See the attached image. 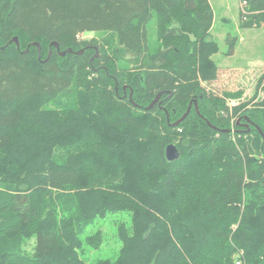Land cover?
I'll list each match as a JSON object with an SVG mask.
<instances>
[{
	"label": "trees",
	"instance_id": "1",
	"mask_svg": "<svg viewBox=\"0 0 264 264\" xmlns=\"http://www.w3.org/2000/svg\"><path fill=\"white\" fill-rule=\"evenodd\" d=\"M243 1L244 26L264 20ZM214 21L210 0H0V264H264V98L234 129L201 84ZM116 212L133 225L118 255L88 261V228Z\"/></svg>",
	"mask_w": 264,
	"mask_h": 264
},
{
	"label": "rangeland",
	"instance_id": "2",
	"mask_svg": "<svg viewBox=\"0 0 264 264\" xmlns=\"http://www.w3.org/2000/svg\"><path fill=\"white\" fill-rule=\"evenodd\" d=\"M215 12L212 37L218 41L220 51L213 55L219 69L218 76L212 81H201L208 92H214L227 102L228 110L222 109L221 114L231 116L232 128L235 127L234 108L246 104L253 108L264 98V20L257 22L253 27L244 26L246 18V6L243 0H210ZM149 33L152 41H156V20L149 24ZM228 34L230 38H237L235 50L228 54L229 44L226 41ZM105 34L95 31H85L78 35V40H87L103 43ZM126 61V60H124ZM133 67V63L120 61V66ZM225 92L232 93V97L225 96ZM60 102L69 103L67 94ZM258 108V107H257ZM264 108V107H263ZM233 115V116H232ZM235 138V136H234ZM125 224L129 230L132 228V217L128 212L110 213L105 218H99L88 228L90 235L98 231L102 232L103 242L99 249L89 247L86 258L90 262L99 259H114L122 247L120 239V226ZM35 239L32 238L24 245L27 254H32ZM237 256L241 255L238 253Z\"/></svg>",
	"mask_w": 264,
	"mask_h": 264
},
{
	"label": "water",
	"instance_id": "3",
	"mask_svg": "<svg viewBox=\"0 0 264 264\" xmlns=\"http://www.w3.org/2000/svg\"><path fill=\"white\" fill-rule=\"evenodd\" d=\"M11 42H15L17 44L18 48H20L19 38L17 36L14 37L11 40ZM35 44L38 46L39 52H41V48H40L39 44L38 43H35ZM54 45L58 48V50H60V47H59L58 43H54ZM29 48H30V46L27 47L26 52L29 51ZM68 52H73V49L61 51V55L65 56ZM83 52H84V50H81V52H79V53H83ZM39 57H40V54H39ZM132 95H133V93L131 92V95H130L131 98H132ZM160 96H161V94H159L153 100V102L148 106V108L153 107L158 102ZM195 104H196V110L199 113V108H198L197 102ZM191 108H192V104L189 105V108L186 111V113L180 119H178L175 123H173V125H175V126L179 125L188 116V114L191 111ZM209 124L212 125L210 122H209ZM180 155H181V153H180L178 147L175 144H170V145L167 146V148H166V156H167V159L169 161L178 160L180 158Z\"/></svg>",
	"mask_w": 264,
	"mask_h": 264
},
{
	"label": "flooded vegetation",
	"instance_id": "4",
	"mask_svg": "<svg viewBox=\"0 0 264 264\" xmlns=\"http://www.w3.org/2000/svg\"><path fill=\"white\" fill-rule=\"evenodd\" d=\"M238 123H239V124H242V125L244 124V123H242V121H241V120H239V121H238ZM249 126H250V124H249Z\"/></svg>",
	"mask_w": 264,
	"mask_h": 264
},
{
	"label": "built area",
	"instance_id": "5",
	"mask_svg": "<svg viewBox=\"0 0 264 264\" xmlns=\"http://www.w3.org/2000/svg\"><path fill=\"white\" fill-rule=\"evenodd\" d=\"M245 4L244 5H246L247 4V2L246 1H243ZM238 264H240V262H238Z\"/></svg>",
	"mask_w": 264,
	"mask_h": 264
},
{
	"label": "crops",
	"instance_id": "6",
	"mask_svg": "<svg viewBox=\"0 0 264 264\" xmlns=\"http://www.w3.org/2000/svg\"><path fill=\"white\" fill-rule=\"evenodd\" d=\"M211 2V1H210ZM211 4H212V2H211ZM213 6V5H212Z\"/></svg>",
	"mask_w": 264,
	"mask_h": 264
}]
</instances>
